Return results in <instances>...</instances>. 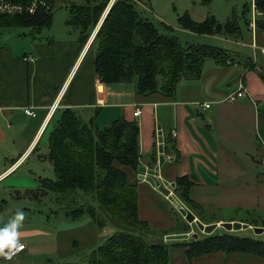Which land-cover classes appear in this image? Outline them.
I'll use <instances>...</instances> for the list:
<instances>
[{
    "label": "crops",
    "instance_id": "0c3cea01",
    "mask_svg": "<svg viewBox=\"0 0 264 264\" xmlns=\"http://www.w3.org/2000/svg\"><path fill=\"white\" fill-rule=\"evenodd\" d=\"M190 14L197 22H203L209 16L199 10ZM259 14L257 18L263 23L260 38L256 35L247 43L244 38L248 34L238 39L221 37L220 41L229 47L224 48L228 52L227 62L217 64L207 60L201 78L181 81L173 98L161 93L138 95L134 84L101 83L94 73V50H89L99 26L85 45L79 42V32L70 31L72 28L65 22L64 28L70 30L63 29L58 40H51L49 36L39 38L37 34L41 31L34 29L37 34L32 36L31 45L23 54L0 46V217L7 211L9 202L13 203L10 200L12 194L21 195L26 190L37 189L42 179H48L42 173H52L53 165L47 157L52 117L54 111L65 108L75 109L86 123L94 121L99 129L120 117L136 122L140 167L147 170L158 165V140L161 138L164 163L155 180L170 187L177 177L194 179L195 197L192 199L195 202L198 193L216 187L220 181V166H233L235 158L242 157L245 161L249 158L258 163L253 165L260 167L256 170V178H259L256 181L264 184V172L261 171L264 149L258 143V138L264 137V81L260 76V73L264 76V61L259 51L252 48L253 44L259 49L264 48V12ZM179 17L177 14V19ZM246 49L251 51V58ZM29 56L33 57L32 62L26 61ZM252 58L254 64L259 62L260 71L249 68L248 61ZM240 85L248 95L236 102L225 101ZM207 104L209 108L205 109ZM53 105L57 108L51 111ZM24 109H30L36 116H27ZM137 109L141 114L134 117ZM28 127L29 134L24 135V129ZM155 155L157 160L153 165ZM32 156L35 160L31 162V168L27 164V171L16 175ZM248 169L252 168L248 165ZM126 171L138 187L140 218L155 228L173 227L175 223L158 190L139 179L138 171L137 174ZM235 172L223 180L233 182L235 174L240 173ZM143 194L160 202L163 208L149 211L141 204ZM23 225L27 228L18 230V241L26 250L11 264H31L33 258L41 255L37 253L39 251H47L49 254L45 255L50 257L57 251L58 259L64 261L79 253L76 251L79 246L83 249L92 247L99 238L97 228L88 221L85 225L58 232L43 231L36 222H24ZM113 227L120 228L115 224ZM184 250L172 249L171 252L176 254L172 264H264V260L257 259V262L246 255L220 253L194 258L189 263L183 256ZM199 260L202 261L199 263Z\"/></svg>",
    "mask_w": 264,
    "mask_h": 264
},
{
    "label": "trees",
    "instance_id": "16d2710c",
    "mask_svg": "<svg viewBox=\"0 0 264 264\" xmlns=\"http://www.w3.org/2000/svg\"><path fill=\"white\" fill-rule=\"evenodd\" d=\"M46 1L51 4L49 11L2 17L0 27H27L38 32L48 29L52 8L58 1ZM144 1L82 0L69 3L66 25L79 31L82 45L99 26L89 50H94V73L101 83L134 84L138 95L161 93L173 98L181 81L201 78L207 60L217 64L227 62V50L206 40L214 36L243 38L249 30L247 13L250 8L242 13L244 27L235 15L220 24L213 16L197 22L189 14H184L178 18L180 30L187 35L186 40L181 41L175 34L176 30L149 17ZM253 2L255 10L263 13L264 0ZM262 27V21L257 18L256 32ZM261 59L264 61L262 55ZM248 62L249 68L260 71L259 62L254 64L253 58ZM260 76L264 81L261 73ZM52 118L47 157L53 165L54 180L42 179L37 189L26 190L19 195L34 202L52 195L54 203L65 212L67 219L78 221L88 216L99 232L105 228L103 214L107 221L120 227L90 251L85 264H170V249L177 248L185 249L183 256L189 263L194 258L217 253L241 254L264 260V240L260 236L243 237L238 232L225 230L205 235L197 230L196 239L164 242L166 235L189 233L190 225L182 218L180 223L170 228V232L162 231L159 238L154 227L140 218L138 187L126 171L137 174L140 167L139 127L136 122L120 117L99 129L94 121L83 125L78 112L71 108L54 111ZM156 160L155 155L153 165H156ZM174 182L175 197L189 207L203 224L220 222L207 215L202 206L191 198L194 179L181 176ZM163 199L171 205L166 198ZM92 203L97 204L98 211ZM241 222L264 227V214ZM151 239L160 242H151Z\"/></svg>",
    "mask_w": 264,
    "mask_h": 264
},
{
    "label": "rangeland",
    "instance_id": "374dc122",
    "mask_svg": "<svg viewBox=\"0 0 264 264\" xmlns=\"http://www.w3.org/2000/svg\"><path fill=\"white\" fill-rule=\"evenodd\" d=\"M82 0H64L58 2L52 10V21L50 29H43L41 30L40 34L34 29H30L27 27H18V28H1L0 27V46H7L12 49H16L18 53L23 54L26 52L29 45L32 42V36L38 35L39 38L49 36L52 40H58L64 31L70 30L68 28H64V23L68 18V6L69 3H78ZM146 7H148V15L150 18L154 19L155 21L162 22L163 24L173 28L175 31L176 36L179 37L181 41L186 40V33L180 30L178 26V19L177 14L183 16L184 14H189L191 17V13L196 12L197 10L209 13V16H213L218 23H226L228 19H231L233 15H235L236 19L240 21V25L244 27L242 22V13L245 11L244 9L250 8V12L247 13V19L249 22L252 21V8H253V0H145ZM185 11V12H184ZM159 16V17H158ZM192 18V17H191ZM193 19V18H192ZM194 20V19H193ZM5 29V30H4ZM73 33H78L77 29L70 30ZM259 32L254 33H247L248 35L244 38V41L248 43L251 39H255L256 35L260 38ZM220 36L211 37L207 42H210L211 45L219 46L222 48H229L224 45L223 41H220ZM244 50V49H243ZM246 54L251 58V51L246 49ZM30 128L24 129V135L29 134ZM260 136V135H259ZM262 137V136H261ZM259 145H262L264 149V137L258 138ZM255 141V139H254ZM257 143V141H256ZM257 143V144H258ZM35 157H30L27 162L19 169L16 175L20 173H24L27 171V164H31L34 161ZM239 162H235V161ZM233 166L229 164L221 165L220 166V176L219 182L216 187H211L209 189H205L203 194L198 193V200L196 203L202 206V209L205 210L206 214L210 217L214 218L215 220H221L220 222H232L228 221L230 219H234V221L241 222L246 219H253L255 215H262L264 214V184L262 182H258L259 178H256V170L258 171V167H254L256 163L253 159L246 158H235L233 160ZM240 162L242 164H240ZM261 163V162H260ZM252 169H248V165ZM262 165V163H261ZM263 166V165H262ZM31 168V166H30ZM258 168V169H257ZM240 171V173L235 174V180L233 182H227L223 179L227 176H230L235 171ZM250 170V171H249ZM229 171V172H228ZM261 171L264 172V166L261 167ZM227 172V173H225ZM236 173V172H235ZM42 173V176H48L49 180H54V174L52 173ZM170 188V187H168ZM174 189H171L173 192ZM201 192V191H200ZM174 194V193H173ZM10 198L13 203L9 202V206L7 207V211L0 217V229L3 230L10 226L11 220L16 215L18 211H22L24 213V219L21 223V226L18 230H23L27 227L23 225V223L27 222H36L39 225V228L43 231L47 230H57L58 231H68L73 228L85 225L88 222H91V219L88 216L81 217L78 221H71L64 216L65 212H62L57 205L54 203V196L47 195L39 203H35L33 200L25 197L22 198L18 193H14L11 195ZM202 196V197H201ZM162 197V195H161ZM195 197V189L192 190L191 198ZM162 201L164 205L167 207L169 216L173 219L175 225L183 218L177 209L171 204H169L163 199ZM93 206L97 208V204L92 203ZM141 204H144V207H147L149 211L161 210L163 208L160 202L154 201L148 195H141ZM183 207L187 208L189 211V207H187L184 203H182ZM250 211V212H249ZM100 213H102L99 210ZM104 213V212H103ZM105 221V228L102 229V232L98 234L99 238L97 243L92 247H85L76 248V251H80L79 253L70 256L64 261L58 259L57 251L52 252L50 257L47 251L37 252L41 254L33 258L31 264H61L64 262H72L76 264H85L86 256L90 253L93 248H96L102 243V240L107 236L112 235L113 233L117 232V228L113 227V224L106 219V215H102ZM184 219V218H183ZM86 221V222H85ZM185 221V220H184ZM215 223V222H213ZM247 224V223H246ZM174 225V226H175ZM189 225V224H188ZM173 226V227H174ZM191 231L189 232L190 236L193 234H197V228L194 224L190 225ZM253 227V226H251ZM170 228L172 227H154L155 234L160 238L162 235V231L170 232ZM178 228V226H177ZM264 228V227H263ZM217 230H223L222 228H218ZM199 231V230H198ZM237 233V232H235ZM181 234V233H180ZM239 236L253 238L254 233L251 229H247L237 233ZM198 236V235H197ZM260 236L262 240H264V234L262 235H255ZM151 242H156L151 239ZM171 264L174 260L176 254L171 252ZM45 255V256H44ZM182 257V256H180ZM19 257L15 260L2 263V264H11L12 262L16 261ZM20 259V258H19ZM254 260L257 261L256 258ZM202 260H199L200 263ZM258 262V261H257ZM216 264V263H215Z\"/></svg>",
    "mask_w": 264,
    "mask_h": 264
},
{
    "label": "water",
    "instance_id": "95a60500",
    "mask_svg": "<svg viewBox=\"0 0 264 264\" xmlns=\"http://www.w3.org/2000/svg\"><path fill=\"white\" fill-rule=\"evenodd\" d=\"M81 123L83 125L86 124V122L82 119H80ZM158 130L160 131V127H158ZM161 134V133H160ZM159 134V135H160ZM159 148V160L158 165L153 170H147L145 167H139L137 171L139 174V179L145 180L147 183L151 185V187L158 190V192L165 197L171 204L174 205V207L177 209V211L180 213V215L184 218V220L189 224H194L196 228L199 230V232L210 235L214 233L218 228H222L226 232H238V231H244L247 229H251L255 235H262L264 234V228L263 227H251L249 224L238 222V221H232V222H218V223H211V224H203L191 211H189L187 208L183 207V205L177 200V198L174 196L171 189L175 188V183L170 184V188L165 187L158 183L155 180L156 173L160 170V168L163 166L164 163V157H163V149H162V139L159 138L158 140ZM197 238V234H193L190 236L189 233H181V234H170L166 235L164 237V242H170V241H186L189 238Z\"/></svg>",
    "mask_w": 264,
    "mask_h": 264
},
{
    "label": "built area",
    "instance_id": "2783aa9c",
    "mask_svg": "<svg viewBox=\"0 0 264 264\" xmlns=\"http://www.w3.org/2000/svg\"><path fill=\"white\" fill-rule=\"evenodd\" d=\"M58 1H64V0H58ZM51 9V4L48 3L46 0H0V18L2 17H13V16H19V15H35L38 11H49ZM260 14L255 10L254 4L252 8V21L249 23V32L254 35L257 30V17ZM252 48L255 50H258L262 57L264 58V48H257L255 44L252 45ZM34 59L32 56H29L26 58V61L32 62ZM246 89L240 85L238 89L232 93H230L226 98L225 101L232 103L236 102L237 100L241 98H245L247 96ZM51 111H54L57 107L56 105H53L51 107ZM205 109L209 108V105H204ZM24 113L27 116L35 117V113L31 111L30 109H24ZM141 114V111L137 109L134 113V117H138ZM173 136H175V133H172ZM262 165L264 166V161L262 162ZM23 245L22 249L20 250H12L9 252V249L4 251L5 253H8L11 255V259H5L4 255H0V264L2 263H8L13 260H15L20 253L24 252L26 250V247L23 243H19Z\"/></svg>",
    "mask_w": 264,
    "mask_h": 264
},
{
    "label": "clouds",
    "instance_id": "9594fccd",
    "mask_svg": "<svg viewBox=\"0 0 264 264\" xmlns=\"http://www.w3.org/2000/svg\"><path fill=\"white\" fill-rule=\"evenodd\" d=\"M24 219V213L18 211L16 215L11 220L10 226L3 230H0V254L4 255L5 259H11V255L4 252V249H9V252L12 250H20L23 245L19 244V232L18 228L21 226V223Z\"/></svg>",
    "mask_w": 264,
    "mask_h": 264
}]
</instances>
